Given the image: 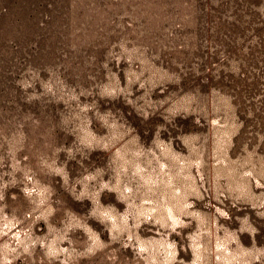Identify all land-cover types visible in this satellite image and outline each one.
I'll return each mask as SVG.
<instances>
[{"label":"rangeland","instance_id":"obj_1","mask_svg":"<svg viewBox=\"0 0 264 264\" xmlns=\"http://www.w3.org/2000/svg\"><path fill=\"white\" fill-rule=\"evenodd\" d=\"M0 264H264V0H0Z\"/></svg>","mask_w":264,"mask_h":264}]
</instances>
